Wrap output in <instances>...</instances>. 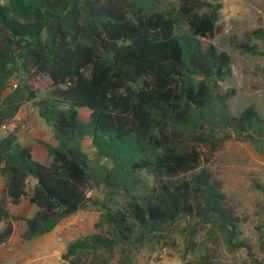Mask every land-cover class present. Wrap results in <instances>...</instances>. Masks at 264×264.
Listing matches in <instances>:
<instances>
[{
	"label": "trees",
	"instance_id": "obj_1",
	"mask_svg": "<svg viewBox=\"0 0 264 264\" xmlns=\"http://www.w3.org/2000/svg\"><path fill=\"white\" fill-rule=\"evenodd\" d=\"M142 4L133 16L118 0H8L0 5V125L33 101L54 139L38 141L50 158L42 163L15 132L0 138L5 180L0 249L13 234L12 221L24 222L20 237L30 241L81 210L99 208L112 237L93 234L69 243L64 262L124 244L136 234L134 226L141 236H159L187 219L195 226H212L211 232L216 229L232 249L246 251L252 264H264L263 234L262 257L256 258L241 237V218L222 181L201 167L211 164L233 136L253 143L264 138L256 108L250 105L233 116L226 102L235 89L218 92L219 82L232 75L230 56L200 41L222 33V0H178L177 8L160 12H148ZM180 22L190 35L175 34ZM250 35L264 44V30ZM234 48L264 54L246 42ZM31 70L49 77V96L35 100L20 81L4 96L13 78H27ZM81 110L88 111L87 121ZM217 123L229 132L215 135ZM87 139L93 158L83 148ZM143 173L153 178L152 186L144 185ZM90 181L128 195L126 210L112 211L90 198ZM24 198L35 206L34 214L11 216L9 203L16 207ZM188 264L222 263L201 256Z\"/></svg>",
	"mask_w": 264,
	"mask_h": 264
},
{
	"label": "rangeland",
	"instance_id": "obj_2",
	"mask_svg": "<svg viewBox=\"0 0 264 264\" xmlns=\"http://www.w3.org/2000/svg\"><path fill=\"white\" fill-rule=\"evenodd\" d=\"M7 1L0 0V5L6 4ZM118 1L123 2L131 16L139 3H143L148 12L170 11L178 7V0ZM129 3L132 6H129ZM222 4L219 20L223 28L222 33L213 40L200 39L203 47L213 43L218 51H224L230 56L232 75L219 82L218 92L224 94L228 89H235V95L226 102L231 115L236 116L252 105L264 122V54L251 55L234 48V43L246 42L255 45L264 53L263 42L250 35L253 30H264V0H222ZM175 34L190 35L187 24L180 22L176 26ZM194 79L198 81L201 78L194 77ZM18 81L28 86L29 92L35 95V100L47 97L51 93L52 82L49 77L31 70L27 78H13L12 87L4 93V96L17 87ZM80 116L82 120L87 121L88 111L81 110ZM5 124L10 126L7 132L16 133L18 142L33 147L36 160L42 163L50 161L47 150L38 141L54 143L52 130L38 116L33 101L24 103L16 116ZM215 127L213 130L217 136L229 132L219 123ZM210 129L206 127V131ZM261 140L260 143H253L233 136L226 142L224 150L216 154L211 164L201 165L215 172L222 181L223 192L241 218L239 226L241 237L246 238L252 245L256 258L262 257L259 240L264 233V138ZM188 144L199 146V142L191 140H188ZM83 148L91 158L94 157L90 140L83 142ZM142 177L144 185L154 184L151 176L143 173ZM0 184L1 192L5 187V180L1 176ZM88 196L99 204L107 203L112 211H124L128 207V195L94 181L88 184ZM28 204L26 198L20 207L9 203L11 216L28 218L31 215ZM102 212L104 211L99 208H86L57 225L60 231L55 240L44 242L39 237L30 241L21 240L22 244L32 249L29 254L34 256L33 260L44 261L46 264H188L201 256L210 257L213 261L222 264H252L246 251L232 249L216 229L215 232H211L212 226L204 224L195 226L187 219L178 220L159 236L151 234L141 236L140 229L134 226V233L139 235L130 236L124 244L120 243L109 251L98 250L78 254L74 261L64 262L61 256L66 252L69 243L93 234L112 237L111 229L102 222ZM130 221L133 223L132 218ZM12 224L14 234L20 238L24 230V222L12 221ZM45 249L47 252L41 254Z\"/></svg>",
	"mask_w": 264,
	"mask_h": 264
},
{
	"label": "crops",
	"instance_id": "obj_3",
	"mask_svg": "<svg viewBox=\"0 0 264 264\" xmlns=\"http://www.w3.org/2000/svg\"><path fill=\"white\" fill-rule=\"evenodd\" d=\"M30 183L33 182V180L29 181ZM1 185V184H0ZM25 202V198L22 199L21 203L19 206L16 207H20L21 205H23ZM29 205V210L31 212V215L28 217L30 218L34 212L36 211V209L34 208L33 205H31L30 203ZM59 229L58 226L50 233L40 237L41 240H43L44 242L52 240L58 236L57 234L59 233ZM21 236V235H20ZM264 236V233H263ZM19 238L17 235L14 234V230H13V234L10 237V239L1 246L0 249V262L1 264H19L20 262H22V264H46V262L44 261H40V260H33L34 256H31L29 253L31 252L30 247L23 245L22 244V239H17ZM263 241H264V237H263ZM6 244L8 245V247H6ZM10 244H13V246ZM47 250L45 249L44 251L41 252V254L46 253Z\"/></svg>",
	"mask_w": 264,
	"mask_h": 264
},
{
	"label": "built area",
	"instance_id": "obj_4",
	"mask_svg": "<svg viewBox=\"0 0 264 264\" xmlns=\"http://www.w3.org/2000/svg\"><path fill=\"white\" fill-rule=\"evenodd\" d=\"M8 129H10V126L6 124H1L0 125V138L5 137L9 134Z\"/></svg>",
	"mask_w": 264,
	"mask_h": 264
}]
</instances>
